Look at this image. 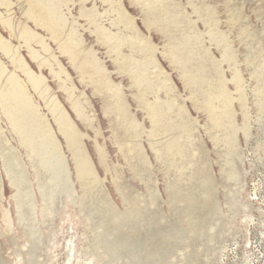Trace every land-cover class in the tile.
Masks as SVG:
<instances>
[{"label": "rangeland", "instance_id": "obj_1", "mask_svg": "<svg viewBox=\"0 0 264 264\" xmlns=\"http://www.w3.org/2000/svg\"><path fill=\"white\" fill-rule=\"evenodd\" d=\"M0 264H264V0H0Z\"/></svg>", "mask_w": 264, "mask_h": 264}]
</instances>
